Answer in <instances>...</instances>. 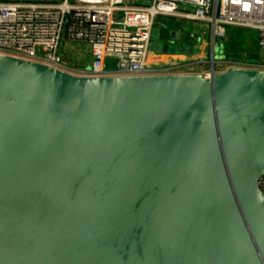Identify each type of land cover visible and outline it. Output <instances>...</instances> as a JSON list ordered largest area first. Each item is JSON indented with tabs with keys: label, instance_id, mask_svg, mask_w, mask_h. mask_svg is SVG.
Masks as SVG:
<instances>
[{
	"label": "water",
	"instance_id": "obj_1",
	"mask_svg": "<svg viewBox=\"0 0 264 264\" xmlns=\"http://www.w3.org/2000/svg\"><path fill=\"white\" fill-rule=\"evenodd\" d=\"M262 179L264 71L95 78L0 55V264H264Z\"/></svg>",
	"mask_w": 264,
	"mask_h": 264
},
{
	"label": "built area",
	"instance_id": "obj_2",
	"mask_svg": "<svg viewBox=\"0 0 264 264\" xmlns=\"http://www.w3.org/2000/svg\"><path fill=\"white\" fill-rule=\"evenodd\" d=\"M174 20L171 32H185L183 23H200L209 31L211 49L226 36L227 28L258 33L257 61L214 57L210 68L195 73L197 63H151L180 53L162 51L159 21ZM156 26L159 30L156 31ZM157 32V41L153 40ZM66 45L87 50L75 60ZM171 48H169L170 50ZM86 53V52H85ZM0 55L79 77H139L203 75L211 78L229 68L264 71V0H0ZM214 55V54H213ZM264 194V179L259 183Z\"/></svg>",
	"mask_w": 264,
	"mask_h": 264
},
{
	"label": "rangeland",
	"instance_id": "obj_3",
	"mask_svg": "<svg viewBox=\"0 0 264 264\" xmlns=\"http://www.w3.org/2000/svg\"><path fill=\"white\" fill-rule=\"evenodd\" d=\"M7 1H21V0H7ZM27 1H39V0H27ZM159 23L164 24L165 28L161 30L160 42L168 43L170 42V32L171 28L176 25L175 21L172 19L169 21H159ZM185 32L182 35L181 45L193 49V54H188L187 56L175 54L171 56L170 54L162 55L161 57L156 56L151 53L149 62L154 63L158 61H163L162 64H172V63H197L195 64L196 69L195 73L200 74L203 71L210 68L211 56H212V47H211V38L209 31L204 29L200 23H183ZM159 28L156 26V31ZM157 41L158 39H154ZM258 33L252 29L246 28H227L226 36L224 38V44L217 41L215 45L214 57L216 59L221 57L226 58H237L241 55H252L258 51ZM83 52L87 50L82 48ZM240 58V57H239Z\"/></svg>",
	"mask_w": 264,
	"mask_h": 264
},
{
	"label": "crops",
	"instance_id": "obj_4",
	"mask_svg": "<svg viewBox=\"0 0 264 264\" xmlns=\"http://www.w3.org/2000/svg\"><path fill=\"white\" fill-rule=\"evenodd\" d=\"M181 40H182V38H181ZM177 46H178V47L181 46V41L178 43ZM82 48H83V47H81V46H77V45H66V46H65V49L68 50V51H70V52H68V53H72V54L74 55L73 58H74L75 60H78L77 58H80V56H82V55H80V52H81ZM84 49H85V48H84ZM82 54H84V55L86 54V56L84 57V62H85V66H87V63L89 62V58H88V55H87V51H86V53L83 52ZM180 55L187 56L188 54L180 53ZM239 57H240V58H246V59L254 60V61H257V60L260 58V56H259V51L255 52V53L252 54L251 56H250V55H246V54H244V55H241V56H239ZM239 57H237V58H239Z\"/></svg>",
	"mask_w": 264,
	"mask_h": 264
}]
</instances>
